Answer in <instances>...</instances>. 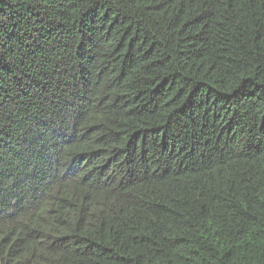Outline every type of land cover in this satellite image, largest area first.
<instances>
[{
    "label": "trees",
    "instance_id": "obj_1",
    "mask_svg": "<svg viewBox=\"0 0 264 264\" xmlns=\"http://www.w3.org/2000/svg\"><path fill=\"white\" fill-rule=\"evenodd\" d=\"M0 264H264V0H0Z\"/></svg>",
    "mask_w": 264,
    "mask_h": 264
}]
</instances>
